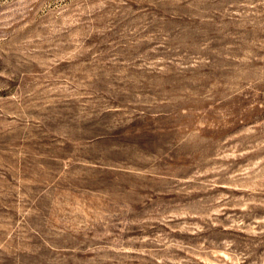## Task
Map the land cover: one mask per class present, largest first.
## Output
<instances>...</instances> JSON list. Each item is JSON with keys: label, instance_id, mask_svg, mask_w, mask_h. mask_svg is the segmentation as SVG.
Here are the masks:
<instances>
[{"label": "rangeland", "instance_id": "obj_1", "mask_svg": "<svg viewBox=\"0 0 264 264\" xmlns=\"http://www.w3.org/2000/svg\"><path fill=\"white\" fill-rule=\"evenodd\" d=\"M0 264H264V0H0Z\"/></svg>", "mask_w": 264, "mask_h": 264}]
</instances>
